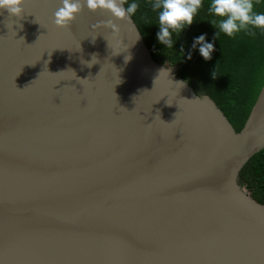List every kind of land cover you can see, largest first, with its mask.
Here are the masks:
<instances>
[{
  "label": "water",
  "instance_id": "95a60500",
  "mask_svg": "<svg viewBox=\"0 0 264 264\" xmlns=\"http://www.w3.org/2000/svg\"><path fill=\"white\" fill-rule=\"evenodd\" d=\"M60 6L0 9V264H264L239 182L264 148V29L212 24L211 59L176 73L132 17L60 28Z\"/></svg>",
  "mask_w": 264,
  "mask_h": 264
},
{
  "label": "clouds",
  "instance_id": "9594fccd",
  "mask_svg": "<svg viewBox=\"0 0 264 264\" xmlns=\"http://www.w3.org/2000/svg\"><path fill=\"white\" fill-rule=\"evenodd\" d=\"M25 0H0V9L6 10L10 16L21 17L24 14ZM126 0H61V6L54 12L53 23L60 28L67 27L76 19L86 5L90 11L106 9L118 19H130L136 13L139 5L135 2L124 7ZM153 11H158L159 32L158 40L167 45L173 46L172 32L181 33L182 30L193 23L194 16L203 6L202 0H154ZM253 0H212L211 11L218 17L212 24L228 36L247 29L259 27L264 29V13L254 12ZM118 31L116 24L110 25ZM171 30V31H170ZM199 45V52L205 60L211 59L214 51L213 43L206 42L205 35L194 38L193 48ZM96 56L93 55V58ZM189 58L191 56L189 55ZM91 60V61H92ZM91 61L87 66L91 67ZM214 76V74H213ZM184 86L183 82H177Z\"/></svg>",
  "mask_w": 264,
  "mask_h": 264
},
{
  "label": "trees",
  "instance_id": "16d2710c",
  "mask_svg": "<svg viewBox=\"0 0 264 264\" xmlns=\"http://www.w3.org/2000/svg\"><path fill=\"white\" fill-rule=\"evenodd\" d=\"M133 2L137 3L139 7L131 17L138 26L152 58L160 64L175 66L176 73L197 48L198 45L193 48L194 38L202 34L206 35L212 26V21L218 18L211 11L212 0H202L203 6L194 16L193 23L186 26L179 34L172 32L174 43L169 48L157 38L159 10L153 11L151 5L154 0H126L125 7L127 8ZM239 182L253 198L264 203V148L251 156L244 164L239 173Z\"/></svg>",
  "mask_w": 264,
  "mask_h": 264
}]
</instances>
